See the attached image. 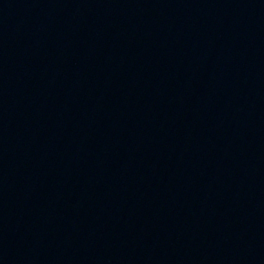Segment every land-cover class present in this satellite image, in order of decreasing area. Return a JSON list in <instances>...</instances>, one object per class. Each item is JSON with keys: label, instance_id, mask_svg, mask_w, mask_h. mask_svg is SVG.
<instances>
[{"label": "water", "instance_id": "95a60500", "mask_svg": "<svg viewBox=\"0 0 264 264\" xmlns=\"http://www.w3.org/2000/svg\"><path fill=\"white\" fill-rule=\"evenodd\" d=\"M0 264H264V0H0Z\"/></svg>", "mask_w": 264, "mask_h": 264}]
</instances>
